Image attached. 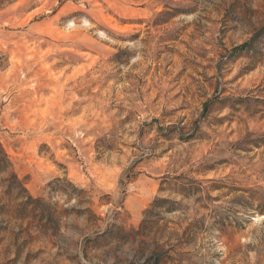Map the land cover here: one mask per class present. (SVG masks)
Instances as JSON below:
<instances>
[{
  "label": "rangeland",
  "instance_id": "obj_1",
  "mask_svg": "<svg viewBox=\"0 0 264 264\" xmlns=\"http://www.w3.org/2000/svg\"><path fill=\"white\" fill-rule=\"evenodd\" d=\"M0 264H264V0H0Z\"/></svg>",
  "mask_w": 264,
  "mask_h": 264
}]
</instances>
